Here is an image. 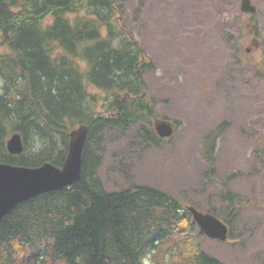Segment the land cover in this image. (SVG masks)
Masks as SVG:
<instances>
[{
    "label": "trees",
    "instance_id": "16d2710c",
    "mask_svg": "<svg viewBox=\"0 0 264 264\" xmlns=\"http://www.w3.org/2000/svg\"><path fill=\"white\" fill-rule=\"evenodd\" d=\"M115 2L0 0V43L7 49L0 53V162L60 166L68 132L88 125L78 180L23 200L0 218V264H148L156 252V264H223L193 240L194 229L202 232L174 194L148 184L108 190L97 173L101 141L126 131L129 143L161 141L152 123L155 99L144 95L143 75L154 66L115 19ZM87 84L102 91L100 103ZM219 128L202 142L209 174ZM15 131L20 154L5 146ZM205 212L223 216L211 206ZM232 215L231 209L222 219L230 232Z\"/></svg>",
    "mask_w": 264,
    "mask_h": 264
},
{
    "label": "rangeland",
    "instance_id": "374dc122",
    "mask_svg": "<svg viewBox=\"0 0 264 264\" xmlns=\"http://www.w3.org/2000/svg\"><path fill=\"white\" fill-rule=\"evenodd\" d=\"M250 2L253 14L240 0H116L115 19L154 66L143 75L144 95L155 99L152 121L170 120L173 133L158 145L129 143L130 131L101 141L97 168L108 190L148 184L183 206L223 216L232 209V243L191 232L223 264H264V0ZM87 85L100 103L102 91ZM218 126L209 174L202 142Z\"/></svg>",
    "mask_w": 264,
    "mask_h": 264
},
{
    "label": "water",
    "instance_id": "95a60500",
    "mask_svg": "<svg viewBox=\"0 0 264 264\" xmlns=\"http://www.w3.org/2000/svg\"><path fill=\"white\" fill-rule=\"evenodd\" d=\"M240 9L249 14L255 12V6L250 0H240ZM154 128L159 137H169L173 133V124L166 119L154 120ZM87 131L88 125L84 123L69 131L67 154L60 166L48 161L35 167L0 162V218L23 200L75 183L80 176L81 155ZM5 145L9 153H21L23 150L21 134L12 132ZM185 208L205 235L226 240L228 226L225 222L192 205H186Z\"/></svg>",
    "mask_w": 264,
    "mask_h": 264
},
{
    "label": "flooded vegetation",
    "instance_id": "af4514ba",
    "mask_svg": "<svg viewBox=\"0 0 264 264\" xmlns=\"http://www.w3.org/2000/svg\"><path fill=\"white\" fill-rule=\"evenodd\" d=\"M229 230H230V225H229ZM229 233L231 234V232L229 231ZM231 239V238H230ZM229 239V237L225 240V241H227V242H229V241H231V243H232V240H230ZM234 243V242H233Z\"/></svg>",
    "mask_w": 264,
    "mask_h": 264
}]
</instances>
